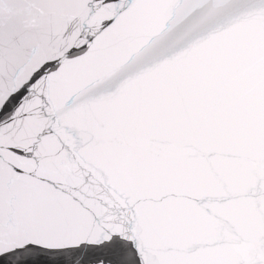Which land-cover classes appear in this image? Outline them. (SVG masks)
Returning a JSON list of instances; mask_svg holds the SVG:
<instances>
[{"label": "snow or ice", "instance_id": "obj_1", "mask_svg": "<svg viewBox=\"0 0 264 264\" xmlns=\"http://www.w3.org/2000/svg\"><path fill=\"white\" fill-rule=\"evenodd\" d=\"M0 264H264V0H0Z\"/></svg>", "mask_w": 264, "mask_h": 264}]
</instances>
